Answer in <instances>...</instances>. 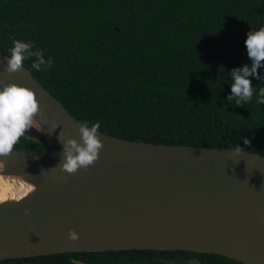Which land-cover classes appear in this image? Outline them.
<instances>
[{
	"label": "trees",
	"instance_id": "obj_1",
	"mask_svg": "<svg viewBox=\"0 0 264 264\" xmlns=\"http://www.w3.org/2000/svg\"><path fill=\"white\" fill-rule=\"evenodd\" d=\"M261 26L264 0H0V53L8 56L13 40H21L51 57V68L33 69L35 57L23 67L72 117L98 122V131L109 136L210 149L239 144L242 151L264 155V104L257 103L264 81L249 77L254 93L248 102L238 106L227 99L229 72L251 64L246 33ZM49 148L21 136L13 151ZM162 260L241 264L214 254L148 250L63 253L0 264Z\"/></svg>",
	"mask_w": 264,
	"mask_h": 264
},
{
	"label": "water",
	"instance_id": "obj_2",
	"mask_svg": "<svg viewBox=\"0 0 264 264\" xmlns=\"http://www.w3.org/2000/svg\"><path fill=\"white\" fill-rule=\"evenodd\" d=\"M6 63L0 53V82L31 89L39 103L37 123L24 136L55 145L0 157V193L20 194L22 182L35 185L22 200L0 204V261L148 250L264 264V155L149 144L98 131V158L67 173L60 167L65 142H81L82 123L26 68L7 73ZM69 229L76 240L68 239Z\"/></svg>",
	"mask_w": 264,
	"mask_h": 264
},
{
	"label": "clouds",
	"instance_id": "obj_3",
	"mask_svg": "<svg viewBox=\"0 0 264 264\" xmlns=\"http://www.w3.org/2000/svg\"><path fill=\"white\" fill-rule=\"evenodd\" d=\"M246 54L251 61L249 65L233 68L229 72L230 94L227 99L236 101L239 106L243 102L252 99L254 86L249 77L264 81V73H258L257 69H264V26L249 30L244 40ZM31 42L13 40L10 54L7 56L5 72L13 73L20 70L23 62L30 57H35L31 67L40 71L51 68L53 60L51 57L45 59L42 51H33ZM257 103L264 104V88L259 90ZM39 114V103L31 89L16 84H5L0 82V157H6L13 153L14 146L19 138L25 135L26 130L37 123L35 117ZM100 124L85 121L79 128L81 142L68 139L64 146V157L60 167L67 173H73L78 168H84L92 164L98 158V151L102 147L97 137ZM248 139H244V145H248ZM242 148L239 144L232 150L240 153ZM5 168V161L0 159V171ZM20 188L24 191L20 194L13 193L11 196L0 193V204L12 199L20 201L28 192L35 190V185L22 182ZM25 209V213H27ZM78 234L69 229L68 239L76 240Z\"/></svg>",
	"mask_w": 264,
	"mask_h": 264
},
{
	"label": "flooded vegetation",
	"instance_id": "obj_4",
	"mask_svg": "<svg viewBox=\"0 0 264 264\" xmlns=\"http://www.w3.org/2000/svg\"><path fill=\"white\" fill-rule=\"evenodd\" d=\"M53 145H54V143H52V141L48 140V145L46 144V145H44V146L52 148ZM162 252H163V251H162ZM148 262H150V261H148ZM152 262H153V261H152ZM159 262H166V261L162 260V261H159Z\"/></svg>",
	"mask_w": 264,
	"mask_h": 264
}]
</instances>
